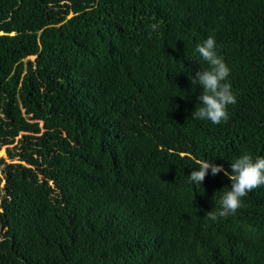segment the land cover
I'll use <instances>...</instances> for the list:
<instances>
[{
    "label": "trees",
    "instance_id": "16d2710c",
    "mask_svg": "<svg viewBox=\"0 0 264 264\" xmlns=\"http://www.w3.org/2000/svg\"><path fill=\"white\" fill-rule=\"evenodd\" d=\"M209 36L237 97L218 125L191 117ZM16 138L0 264H264V186L212 221L231 181L188 177L264 157V0H0V146Z\"/></svg>",
    "mask_w": 264,
    "mask_h": 264
},
{
    "label": "clouds",
    "instance_id": "9594fccd",
    "mask_svg": "<svg viewBox=\"0 0 264 264\" xmlns=\"http://www.w3.org/2000/svg\"><path fill=\"white\" fill-rule=\"evenodd\" d=\"M151 31H157L158 25L152 24ZM195 51L207 62L208 68L198 71L192 78V85H199L203 92L198 96L202 101L200 107L192 113L196 120H207L213 124H221L229 119L228 105H235L237 97L232 92V86L226 82L230 69L221 56L218 55L216 40L209 36L203 43L197 44ZM197 170L188 176L189 181L202 185L211 170V175L216 176L223 172L231 181L230 190L219 201L217 211L207 212V217L215 221L218 217L234 215L243 205L242 198L251 191L264 186V157H253L245 152L230 163L231 171L225 170L223 165H217L212 161L198 160Z\"/></svg>",
    "mask_w": 264,
    "mask_h": 264
},
{
    "label": "rangeland",
    "instance_id": "374dc122",
    "mask_svg": "<svg viewBox=\"0 0 264 264\" xmlns=\"http://www.w3.org/2000/svg\"><path fill=\"white\" fill-rule=\"evenodd\" d=\"M29 58H33V56H29ZM17 138L16 140L11 144H3L0 146V159L4 160L5 162L10 161H18V156L14 155L13 157H10L8 150H12L14 145H18ZM3 165V164H2ZM1 168V166H0Z\"/></svg>",
    "mask_w": 264,
    "mask_h": 264
}]
</instances>
